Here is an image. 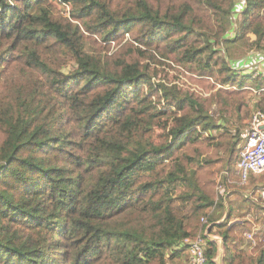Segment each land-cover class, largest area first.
<instances>
[{
	"label": "trees",
	"instance_id": "trees-1",
	"mask_svg": "<svg viewBox=\"0 0 264 264\" xmlns=\"http://www.w3.org/2000/svg\"><path fill=\"white\" fill-rule=\"evenodd\" d=\"M236 45L264 50V0H0V264L177 263L199 232L212 264H264L229 181L264 73Z\"/></svg>",
	"mask_w": 264,
	"mask_h": 264
},
{
	"label": "built area",
	"instance_id": "built-area-1",
	"mask_svg": "<svg viewBox=\"0 0 264 264\" xmlns=\"http://www.w3.org/2000/svg\"><path fill=\"white\" fill-rule=\"evenodd\" d=\"M255 74L262 72L253 71ZM248 73V71H246ZM221 85V84H220ZM251 88V91L259 93V98L254 100L252 111L247 125V135L242 142L239 157L235 169V179H230V182H235L240 186H244V195L253 201L260 203L264 208V182L252 180L259 179L264 176V109L258 106L260 95L264 92L262 88ZM229 173L223 170L218 177V188L223 187V180L228 177ZM202 221H208L207 216H202ZM246 236L251 241L250 249L254 250L258 245V240L255 237L254 231H247ZM264 240V237H263ZM189 244V259L185 264H212L206 254L205 239L203 233L199 232L194 238L186 240Z\"/></svg>",
	"mask_w": 264,
	"mask_h": 264
},
{
	"label": "crops",
	"instance_id": "crops-1",
	"mask_svg": "<svg viewBox=\"0 0 264 264\" xmlns=\"http://www.w3.org/2000/svg\"><path fill=\"white\" fill-rule=\"evenodd\" d=\"M246 54L247 55L244 54L245 56L242 55L241 57L231 58L230 62L239 71L241 70L240 68H243V69H249L248 72L259 71L264 73V50L250 51L249 54L248 53ZM225 212H226L225 208H222L220 206L218 208L216 207L213 210L215 216L222 215L223 213V217H225L226 215ZM188 255H189V251H188ZM181 259L182 257H178L177 263H174L173 261L169 260L168 264H185L187 260L185 261V259H183L182 261H180Z\"/></svg>",
	"mask_w": 264,
	"mask_h": 264
},
{
	"label": "rangeland",
	"instance_id": "rangeland-1",
	"mask_svg": "<svg viewBox=\"0 0 264 264\" xmlns=\"http://www.w3.org/2000/svg\"><path fill=\"white\" fill-rule=\"evenodd\" d=\"M239 1V0H238ZM56 5H57V7L58 8H60L61 6L56 2ZM243 8V3H241L240 2V8H239V10L238 9H236L235 10V13L233 14V16H232V22L230 23V27H229V31H228V33L226 34V35H229V37L231 36V37H233L234 36V33H235V27H236V16H237V14L240 12V10ZM67 9H69V7H67ZM66 14H68L69 13V11L68 10H66V11H64ZM117 46L116 45H114V48L113 49H115ZM233 53H231V55H229V60H231V58H237V57H241L242 55V50L241 49H239L238 48V45H236V46H234V49L231 47V49H230ZM236 52V53H235ZM244 53V52H243ZM237 54V55H236ZM249 54V53H248ZM245 55H247L246 53H245ZM244 55V56H245ZM241 70H247V71H249V69H243V68H240ZM240 70V71H241ZM242 71V72H243ZM244 72H246V71H244ZM256 89H258V88H256ZM256 98H259V93H255L254 91H250V93H249V103H250V106H251V111H252V105H253V103H254V100L256 99ZM213 110V113L215 112V113H218V105L217 104H215L214 105V107L212 108ZM250 115H251V113H250ZM249 119H250V117H249ZM249 119H248V122H247V125H248V123H249ZM236 121V119L235 118H233V122H235ZM247 125H244L243 126V128H244V131L245 132H247ZM246 135H247V133L245 134V136L244 137H246ZM245 139V138H244ZM243 139V140H244ZM231 179H235V176L233 177V178H231ZM261 179L264 181V176L263 177H261V178H259V179H257L259 182H262L261 181ZM257 180H255V181H257ZM242 188V187H241Z\"/></svg>",
	"mask_w": 264,
	"mask_h": 264
},
{
	"label": "bare ground",
	"instance_id": "bare-ground-1",
	"mask_svg": "<svg viewBox=\"0 0 264 264\" xmlns=\"http://www.w3.org/2000/svg\"><path fill=\"white\" fill-rule=\"evenodd\" d=\"M245 138V137H244ZM235 172V171H234Z\"/></svg>",
	"mask_w": 264,
	"mask_h": 264
}]
</instances>
